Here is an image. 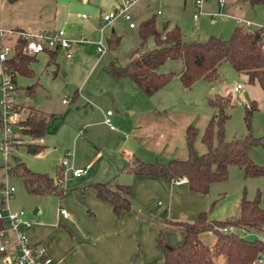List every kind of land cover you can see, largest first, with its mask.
<instances>
[{"label":"crops","instance_id":"obj_1","mask_svg":"<svg viewBox=\"0 0 264 264\" xmlns=\"http://www.w3.org/2000/svg\"><path fill=\"white\" fill-rule=\"evenodd\" d=\"M138 1L134 0L129 5L128 12L131 18L135 15L142 17L139 20L140 22L148 16L141 11L145 5L138 3L135 7ZM123 2L124 0H0V28L21 29L29 32L61 28L67 37L73 39L84 37L88 40V42L72 43L69 57L64 56L63 49L44 50L34 55L33 60L29 63L30 75H21L27 80L23 85L26 94L32 96L36 89L49 90L51 84L59 88L62 84L69 82L71 85L69 88L66 87V89H72V96H69L68 101H72L77 96L85 102V106L90 105L92 102L94 103L93 90L86 88V84L89 82L90 76L96 67L103 63L101 59L102 54L108 48L107 40L118 35L115 30L118 24L117 18L127 21L121 16H117L109 22L103 23L102 15L111 10H118L122 7ZM157 2L162 10L161 12L159 9L157 10V13H161L159 18L154 15L155 27L160 30L162 25L166 24L167 28L178 26L180 29V8L185 5V0H157ZM225 2L226 0L223 1L222 5L218 2V5L221 7ZM227 3L230 11H238L247 2L228 0ZM130 8L131 10H129ZM250 8L259 11L262 16L259 22L246 19L251 21L254 27L244 28L264 27V4H256L250 6ZM216 15L230 16L235 20L236 25H241L236 18L244 19L234 12H231V14H211L212 17ZM197 17L198 15L193 18L196 19ZM127 27L132 29L135 27V23L134 26L129 27L127 21ZM137 40L139 43V37ZM95 41H101L105 46V50L102 53L95 51ZM146 42L148 44L147 49L154 46L152 37L147 38ZM118 43L113 51L116 50ZM136 49L137 47L133 48L132 51ZM51 52L52 54L49 55ZM91 53L97 55L91 57ZM37 60L41 61L39 70L33 68ZM172 60L178 59L166 60L158 67V72L172 71L167 69L170 66L167 65V62ZM103 61L105 62L102 64V69L106 64L115 60L106 61L103 59ZM178 61L180 65L176 66V72L181 68V61ZM115 63L117 62L115 61ZM164 66L167 67L163 68ZM58 70L62 76H66L65 79L51 83L52 77L56 75ZM239 74L246 80L249 87L257 84L255 82L248 83L246 75L243 73ZM17 76L19 75L15 74L13 78L14 92L12 101L15 106L19 103L13 100L16 98L17 91L20 88L16 83ZM114 82L117 85L114 87V91L109 93L108 103L118 110H128L134 116L131 119H125L122 116L119 117V115L115 116V120L122 122V124H127L130 131V140L126 142V148L117 155L100 157L96 154L98 157L87 159L84 162L85 166H80L86 169L85 173L82 174L86 176L74 186L76 191L80 193L73 195L77 199L78 205H71L65 201H63V206L57 205L62 206L67 211L68 218L63 219L55 216L57 206L54 209V214H46L39 205L34 207L30 213L23 211V217L29 223L24 228L28 241L43 245L54 264H137L135 263L136 258H138L140 253L143 256L139 246H143V248L147 244L149 247L153 244L156 246L158 231L163 232V236L168 242L172 244L180 243L184 234L176 222L194 219L197 213L203 211L205 207L204 199L198 197L197 192L190 190L186 182L174 184L172 181L156 176L132 175L121 171L124 162L129 156L135 155L144 161L150 153H157L168 146L174 147L177 140H175V136H172L166 147L162 144V139L157 138L156 141L151 142L148 134L144 131L153 121H157L160 118L157 117L158 110L155 104L145 101L141 97L144 93L130 78H114ZM74 85L76 89H73ZM234 86L232 87L233 91H238L243 87L241 84L237 90H234ZM84 88H86L85 93L83 92ZM79 103H82V101ZM29 109L27 110L29 111ZM31 109L49 115L43 134L39 136L41 141L37 143L42 148L54 137L56 138L58 135L70 132L72 133L73 143L79 138H91L96 134V127L107 124L104 122L106 117L104 113L101 120H93L97 113H94L92 109L78 110V107L73 109L67 106L63 107L60 112H44L34 106ZM106 110L109 109L107 108ZM112 115L113 113L111 112L108 118ZM23 118L20 116V120ZM179 129L181 137L183 126ZM175 156L178 159H184L183 156ZM69 165L72 166L71 162H69ZM57 168H59L58 164L55 165L53 171L58 170ZM88 168H92L91 172H88ZM82 175L75 178L82 177ZM96 181H110L111 187L116 184H129L130 182L131 194L129 198L131 206L129 211L116 215L112 210V206L108 202L97 198L93 190L89 191V187L83 192L79 191L80 187ZM71 192L74 191L68 193L64 191L62 197L67 194H73ZM158 194H161L164 198V207L159 212H154L153 215L157 214L156 216L152 215L153 217H151L148 214L149 211L146 205L151 198ZM57 200L61 201L64 199ZM82 206L86 207V213L80 211ZM202 235L203 233L200 235L201 239ZM257 237L264 240V237L260 235ZM213 241L214 238L207 245H211ZM135 242L137 243V248L135 247ZM156 248L158 249L157 246ZM158 252L160 255L159 249ZM156 264L158 263L156 262Z\"/></svg>","mask_w":264,"mask_h":264},{"label":"rangeland","instance_id":"obj_2","mask_svg":"<svg viewBox=\"0 0 264 264\" xmlns=\"http://www.w3.org/2000/svg\"><path fill=\"white\" fill-rule=\"evenodd\" d=\"M227 2L228 0L220 7L218 5V0H203V11L201 10V13H198L193 5V0H185V5L180 8V30L183 38L186 40H205L210 34L216 36L221 34L224 38H227L237 23L230 16L216 15L212 17L211 14H231V12H234L244 19L259 22L262 15L259 11L251 9L249 4L246 3L244 6H241V10L230 11ZM138 3L145 5L142 7L141 11L144 12L146 16L155 15L157 18L161 16V13H157L158 9L160 12L162 10L157 0H139L135 7ZM129 10H131V8ZM194 13L198 15L196 19L192 17ZM140 18L142 17H138L137 15L132 16L131 19L135 23V27L132 29L127 27V21L117 18L118 24L115 30L118 34L116 36L119 37V43L115 51H113L114 48H106L105 52L102 54V64L105 62L103 59L106 61L115 60L118 64L126 62L132 49L138 47L137 24ZM248 27L253 28L254 26L250 25ZM142 48H148L147 42H145ZM142 48L139 50H142ZM95 55L97 54L91 53V57ZM40 62V60H37V62L34 63L33 68H35V70L41 68ZM102 64L96 67L90 76L89 82L86 84V88L93 90L94 96L92 97L96 100H94V103L92 102L90 105L86 106L84 105L85 102L80 100L77 96L72 101H68L72 93V89H66L67 84L71 85L69 82L62 84L59 88L51 84L49 90L36 89L34 95L31 96L27 95L23 88L24 82H27V80L21 77V75L16 77V83L20 88L17 91L16 98L13 100L19 102L15 107L20 110L19 115L22 118L27 115V109L33 106L44 112H60L63 107L67 106L73 109L78 107V110L92 109L94 113H97V116L93 117V120H101L103 118L102 114H105V110L108 108L113 113L112 116H109L110 124L113 128L110 129L108 124L96 127V134L91 137L92 139L90 137L86 138L87 140L79 138L74 143L71 138V132L58 135L56 138L54 137V139L49 141V143H46L40 152L30 154L26 152L24 144L32 142L38 143L37 138H32L31 136L21 133L19 124L20 119L12 123V125L9 126L12 132V140L6 151L5 161L1 153L0 144V181L14 188L12 197L8 200L10 209H20L25 213H30L34 207L39 205L46 214H54L55 207L57 205L63 206V201L71 205H78L77 199H75L73 195L80 193L76 191L74 186H76L79 180H82V178L86 176L82 175V177L75 178L70 176L69 171L62 169L61 187L64 189L65 193L70 191L74 192H71L73 194L63 196L62 198L64 200L61 201H58L51 195L29 194L24 191L21 181L17 176L7 175L4 177L5 179L3 178L6 164L10 165L14 157L21 160L26 167L32 171L45 172L50 176H54V167L57 164L59 165L61 159H65L68 164L71 162L73 167H80L85 166L84 162L87 159L96 158L98 156L117 155L121 153V150L126 148V142L130 140V131L128 130L127 124L116 121L115 116L119 115V117L122 116L125 119H131L134 116H132L128 110H118L108 103L109 93L114 91V87L117 84L114 82V78L105 73L102 69ZM167 65H170L169 68H167L168 70H172L176 73L175 68L180 65V63L178 60H172L167 62ZM165 67L167 66L163 68ZM218 73L219 79L215 81L209 82L203 79H197L187 88L181 86L176 74H174L161 89H158V91L149 96L144 94L141 96L145 101H150L155 104L158 110L157 117H160L157 121H153L150 126L145 128L144 132L148 134L150 141L154 142L157 138L160 140L162 139V144L166 147L172 136H175V140H177L174 147L168 146L166 149L162 148L157 153H150L144 161L157 160L159 162H166L170 158L178 159L175 155L186 158L188 151L185 141V128L189 124L193 125L196 129L192 144L193 149L197 153H204L206 151V146L201 141V135L210 115L215 111V108H212L207 103V98L213 97L216 94L228 93L231 97L232 106L227 109L228 118L223 124L224 139L242 138L248 133L258 138L259 143L249 149L248 157L253 163L264 168V92L257 84L249 87L246 80L226 61L221 62L218 66ZM65 77L66 76H62L61 72L58 70L56 75L52 77L51 83L63 81ZM237 82L242 84L243 87L238 91H233L232 87ZM73 87V89H76L75 85ZM86 88L83 90L84 93ZM61 98H64L67 103H61ZM251 100L255 101L256 108L253 109L249 115L248 128L244 120V115L245 106L248 105ZM80 101H82V103H79ZM182 126L183 130L180 137L179 128ZM96 154H98V156ZM57 169L58 173H61V170L59 168ZM91 169L92 168H88V172H91ZM227 170V178L225 180L212 182L204 195L198 193V197L204 199V210H209V217L216 220L234 217L238 213L239 200L242 196L247 199L257 197L259 206L264 208V173L256 176H244L243 169L235 164L229 165ZM129 184L131 185L130 182ZM90 190L92 191L91 188L89 191ZM162 207H164V198L161 194L151 198L146 205L149 211L148 214L151 217L156 216L157 214L153 215L154 212H159ZM80 211L86 213V207L82 206ZM258 235L264 237V232L249 233L245 235V237L252 239L256 238ZM212 238H214V235L211 232H204L202 235V240L206 244L210 243ZM140 244L142 243L140 242ZM135 247L137 248V243ZM139 247L142 250L143 256L140 253L135 263L156 264V262H159L160 255L154 244L151 245V247H149L148 244L145 245L144 248L143 246Z\"/></svg>","mask_w":264,"mask_h":264},{"label":"trees","instance_id":"obj_3","mask_svg":"<svg viewBox=\"0 0 264 264\" xmlns=\"http://www.w3.org/2000/svg\"><path fill=\"white\" fill-rule=\"evenodd\" d=\"M250 6L264 4V0H241ZM139 43L123 64L109 62L103 70L115 79L130 78L147 96L164 86L176 74L182 87H190L197 79L209 82L219 79L218 66L226 61L237 72L247 77L248 83H257L264 91V28L246 29L242 25L234 26L227 37L208 35L205 40H186L178 26L167 28L162 25L155 27L154 15L140 21L137 25ZM152 37L154 46L143 49L147 38ZM119 37L107 40L108 47L114 48ZM140 48L142 50L138 51ZM52 52L49 54L51 55ZM168 59L181 61L178 72H158V67ZM33 56L19 51V40L13 46L12 53L2 62L7 72L29 76V63ZM72 96V95H71ZM70 96V97H71ZM207 103L214 112L210 115L201 135V141L206 146L204 153L193 149V139L196 129L189 124L185 128V141L188 154L184 159L170 158L166 162L143 161L135 155L129 156L121 171L132 175H147L173 181L176 178H186L188 188L194 192L205 194L212 182L227 178L228 166L238 165L243 169L244 176H256L264 173V168L253 163L248 157L249 149L258 144L259 140L250 133L242 138L225 140L223 124L228 118L227 109L232 106L230 94H216L207 98ZM256 108L251 100L245 106L244 120L249 128V115ZM49 115L29 109L27 115L19 120L21 133L37 138L43 134ZM27 153H38L42 146L37 143H25ZM8 175L17 176L26 193L34 195H52L60 199L64 189L59 182L58 170L54 176L45 172L28 169L16 157L5 166ZM61 180V179H60ZM91 188L95 196L112 206L116 215L129 211L131 202V185L111 182H92L80 187L83 192ZM176 224L183 231V240L178 244L168 242L161 231L156 236V246L160 251L158 264H254L256 255L264 250V241L259 237L248 239L249 233L264 232V208L258 204V199L239 200L238 213L234 217L221 220L211 219L209 210L197 213L194 219L179 221ZM232 226L233 231H223L222 227ZM204 232H211L214 241L207 245L200 238Z\"/></svg>","mask_w":264,"mask_h":264},{"label":"built area","instance_id":"obj_4","mask_svg":"<svg viewBox=\"0 0 264 264\" xmlns=\"http://www.w3.org/2000/svg\"><path fill=\"white\" fill-rule=\"evenodd\" d=\"M133 1L134 0H124L122 7L118 10H111L104 13L102 15L103 23H107L115 17L121 16L128 21L129 27L134 26L128 12V7ZM223 1L224 0H218L220 5H222ZM202 4L203 0H194V5L198 13L201 12ZM196 16L197 14L194 13L193 17ZM236 20L240 22L243 27L254 25L251 21L246 19L236 18ZM17 40H19V51L28 56H34L44 50L63 49L64 56L69 57V50L72 43L88 42L84 37H79L77 39L67 37L61 28L35 32L21 29L0 28V144L4 161L6 159V151L12 140V132L9 126L15 121H18L20 117L19 109L15 107L12 101V94L14 92L12 76L7 72L2 62L12 53L13 46ZM104 50L105 46L103 43L101 41H95V51L97 53H102ZM240 86L241 84L237 83L234 86V90H237ZM60 101L63 103L66 102L64 98H61ZM110 113V110L105 111L106 117L104 118V122L107 123L110 128H113L108 118ZM40 141V137H37V142L39 143ZM59 169L61 170V173H58L60 176V184L62 183V169L69 171L70 175L73 177L80 176L86 171L84 167H72L65 159L60 160ZM7 175L4 168L3 178ZM186 181V178L180 177L174 179L172 182L174 184H180ZM13 190V186L0 181V264H54L43 245L39 243H30L28 241L24 228L29 223L23 217V211L9 208L8 200ZM55 216L66 219L68 218V213L62 206H57L55 209ZM221 230L233 231L234 228L232 226L228 228L222 227ZM254 264H264V250L256 255Z\"/></svg>","mask_w":264,"mask_h":264},{"label":"water","instance_id":"obj_5","mask_svg":"<svg viewBox=\"0 0 264 264\" xmlns=\"http://www.w3.org/2000/svg\"><path fill=\"white\" fill-rule=\"evenodd\" d=\"M218 37H220V38H221V37H223V36H222L221 34H219V35H218ZM66 87H67V88H69V87H70V85H66Z\"/></svg>","mask_w":264,"mask_h":264}]
</instances>
